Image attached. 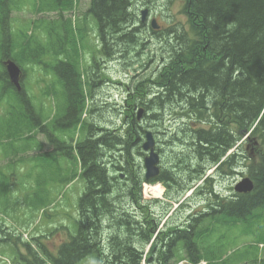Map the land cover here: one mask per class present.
<instances>
[{
	"label": "trees",
	"instance_id": "obj_1",
	"mask_svg": "<svg viewBox=\"0 0 264 264\" xmlns=\"http://www.w3.org/2000/svg\"><path fill=\"white\" fill-rule=\"evenodd\" d=\"M133 1L88 0L102 55L113 57L120 46L137 48L141 72L122 107L106 109V125L93 116L97 60L84 79L75 56L79 29L62 18L74 0H31L34 13L58 17L40 21L43 42L24 29L12 30L9 2L0 0V201L7 202L26 152L42 149V136L51 152L37 156L34 166L46 161L50 171L40 176L56 177L36 180V202L27 199L29 204L50 206L49 183H57L61 194L73 180L84 182L76 228L56 256L47 255L50 264L86 258L92 264H264V0H177L186 21L157 32L161 42L152 57L144 54L145 24L135 27L139 11L131 9ZM164 1L167 9L176 0ZM7 60L23 73L20 91L8 79ZM153 60L157 68H146L143 61ZM30 67L52 81L50 90H40L51 103L49 114L24 88ZM136 109L142 110L140 119ZM146 125L159 153L168 148L178 172L170 175L162 154L160 175L145 180L140 144ZM156 129L167 136L157 137ZM55 155L66 162L61 172L60 164L53 167ZM242 176L253 182L250 193L230 187L231 179ZM156 182L165 187L164 200L143 199L142 185ZM0 232L9 241L10 234L2 227Z\"/></svg>",
	"mask_w": 264,
	"mask_h": 264
},
{
	"label": "rangeland",
	"instance_id": "obj_2",
	"mask_svg": "<svg viewBox=\"0 0 264 264\" xmlns=\"http://www.w3.org/2000/svg\"><path fill=\"white\" fill-rule=\"evenodd\" d=\"M12 1L15 4H12L10 7L11 13L9 23L11 27L13 29H18L17 31H23L22 29L26 30V32L29 31V37H33L34 39L43 42V27L41 26L42 22L40 21H49L54 18H58L57 15H55L54 13H34L31 7V0H8L9 3H12ZM164 2V0H135V2L133 3L132 10L141 11L143 9H146L147 6L145 4H148L147 9H150L151 11L150 19H154L158 23V25L161 27V31L170 27V25L175 26V24L178 22L182 23L186 21L184 15L182 14V3L180 1L176 0L171 3H167V9L163 6V4H165ZM88 3V0H74L72 10L64 12L62 18L64 20L70 19L72 23V28L77 27L79 29V31L77 30V33L80 32L81 42L75 44V56L78 55V68L79 71L82 73L84 79H86L87 67H90L92 65V57H96L98 73H95V76L100 80V82L98 84H95L93 91H91V98L95 99V104H97V108L94 109L93 116H95L96 119H100L102 123L108 124V117H110L111 111L108 112L107 110L109 108H118L119 105H121L122 107L123 100H126L128 97L126 93V87H128L133 81V77L134 79H137V73L134 72L135 70H138V55L137 49H135V51L133 52H127L129 50L126 48V46L118 47V51H120L121 53L113 56L115 58V68L112 69V71H109L108 74L106 73V71H108L106 68H111L109 62H111L113 58H110V56L101 57V60L98 58L97 51L100 49V44L95 34V25L93 23L94 20L90 18L86 12L88 8ZM137 17L139 19V13ZM139 21L140 20L136 21L137 25H135V27L141 24ZM30 22L35 23L33 30H30ZM147 28L148 27H144V29L141 28V32L142 34H144L145 37L143 41L146 43L145 47L149 46V49L145 50L144 54L146 53L147 57H152V54L154 52H157V43L161 42V38H157V34L151 35L148 30L149 28ZM76 35V37H79V33ZM43 37L45 38V36ZM148 37H150V39ZM115 50H117L116 47ZM122 54L124 56H122ZM127 54H131V57H129ZM130 60L134 61L131 63ZM42 61L50 62V57L44 56ZM143 62L145 63V67L148 69L157 68V65L154 60L149 63H146V61ZM137 72L141 73L140 71ZM25 73L26 76L24 79H22V81H24V88L31 94V97L34 99L33 101L36 104H46L44 108L45 111L49 114L51 112V103L47 99V97H44L45 94L43 95L40 90L44 88L45 90H50L52 81H48L50 78L45 75H42L37 67L25 68ZM125 75H127V77H125ZM133 82L131 84H133ZM84 87L87 97V107L89 108L91 99L88 96L89 89L86 84H84ZM133 97L135 98V96ZM133 111L137 114V109ZM2 113L3 111L1 110L0 116L2 115ZM113 115L116 116L117 113H113ZM172 118L173 117L170 116L169 118H167V121L171 120ZM156 123H159V121H155V124ZM167 125L171 126L170 124ZM122 126L123 123L121 122V127ZM148 127L149 125H146L145 130L153 132V130L148 129ZM165 127L167 126L165 125ZM162 130L156 129L154 133L160 135H157V137H161L163 139V137L167 136V133ZM42 140L43 138L41 136H38L37 141L43 144L41 152L48 151L49 147H47ZM144 143L145 141H143L142 139V142L140 144V152L143 154V157L141 158L142 166L143 159L145 158V152L142 150ZM160 150L162 154H164V164L166 165V169L169 171L170 175L178 172V167L175 166V164L171 160V157L169 156L168 148ZM34 155V152H28L24 155V158L26 157V160H29L31 156ZM58 161L60 160L58 159ZM29 163L30 162H27L24 165H19L20 171L18 173V179H21L23 175L30 170L31 165ZM46 163V161L39 162L37 171L29 173V175L31 176L29 182H33V180L36 179H55L56 175L43 174L40 176L41 171H50V165ZM67 163L68 168H72L70 162L67 161ZM0 165H3V163L0 162ZM53 167H56V164ZM63 168H65V164H63V161L61 160L58 170L61 172ZM53 174H55L54 170ZM186 177L187 175H185V179L187 180ZM244 177L247 176L236 177V179H231L230 187L232 188L235 182L239 181L241 178ZM23 181L25 182L27 181V179L24 178ZM54 186L55 184H52L50 188H53ZM83 189L84 182L79 179V181L70 184L68 188L63 191L62 197L58 198V200H56L52 206L44 209L42 212L41 210H38L35 207L27 204V199H29L33 203L36 202V197L38 195L37 191L27 192V190L23 189L18 182H14L9 189L10 194L8 196L7 202L0 204V223H4V226L6 228H2L4 230L6 229L5 231H12V233L17 234V237H11L9 239L10 243H4V241H0V264H28L27 261L32 262L36 258H40L44 260L46 264H50L47 263L48 259L46 257L45 259H43L45 251H49L52 255H55L58 251L59 245L65 240V235L63 234V231H61L59 228L60 225H65L64 230L66 234L70 233L71 231H74V229L76 228V204ZM161 189L162 191L164 190V188L162 187ZM56 190L58 189L56 188ZM228 190V187H226L225 191ZM145 193H147V195L142 194L145 200H152L153 198H158L153 196L150 190ZM54 196L57 195L55 194ZM241 241L242 243L244 242L243 240ZM39 250L41 251L40 254L38 253ZM28 255L33 257L32 261L29 260ZM78 264H92V260L86 258Z\"/></svg>",
	"mask_w": 264,
	"mask_h": 264
},
{
	"label": "water",
	"instance_id": "obj_3",
	"mask_svg": "<svg viewBox=\"0 0 264 264\" xmlns=\"http://www.w3.org/2000/svg\"><path fill=\"white\" fill-rule=\"evenodd\" d=\"M142 17L141 19L144 20L146 11H142L141 13ZM152 28L156 29L155 21H152ZM6 66V71L9 77L10 82L14 85V87L19 91V75L20 71L17 66H15L14 63L8 61L4 64ZM142 149L144 151L148 152V155L144 158L143 160V166L145 170V179H153L158 175V168H157V163H158V157L157 154L154 153L153 151V140L151 138L150 133L146 134V142L144 143ZM253 189L252 182L245 178L238 182L234 186V191L236 193H249Z\"/></svg>",
	"mask_w": 264,
	"mask_h": 264
},
{
	"label": "bare ground",
	"instance_id": "obj_4",
	"mask_svg": "<svg viewBox=\"0 0 264 264\" xmlns=\"http://www.w3.org/2000/svg\"><path fill=\"white\" fill-rule=\"evenodd\" d=\"M143 1V0H142ZM150 1V0H149ZM155 1V0H154ZM189 1V0H188ZM159 2V1H158ZM173 2V1H172ZM151 3V2H150ZM183 3V2H182ZM194 3V2H193ZM195 4V3H194ZM133 5V4H132ZM146 5H148V4H146ZM128 6V5H127ZM127 6H126V8H127ZM163 7V6H162ZM146 8H148V7H146ZM131 9H132V7H131ZM126 10V9H125ZM125 13V12H124ZM129 13V12H128ZM188 23V22H187ZM135 24V23H134ZM139 26V25H138ZM171 26V25H170ZM140 27H142V26H140ZM140 27H139V30H140ZM192 27V26H191ZM142 29H144V27L142 28ZM141 29V30H142ZM168 29V28H167ZM166 29V30H167ZM134 30V29H133ZM145 31V30H144ZM143 31V32H144ZM164 31V30H163ZM175 31V30H174ZM118 32V31H117ZM132 33H133V31H132ZM141 35V34H140ZM165 35V34H164ZM121 36V35H120ZM160 38V37H159ZM169 38V37H168ZM155 39V38H154ZM157 40V39H156ZM158 41V40H157ZM163 41V40H162ZM186 41V40H185ZM108 48H110V46L108 47ZM115 48V47H114ZM172 48V47H171ZM137 49V48H136ZM122 50V49H121ZM108 51V50H107ZM111 52L113 51V50H110ZM125 51H126V49H125ZM133 51H135V50H133ZM132 51V52H133ZM128 52V51H127ZM126 52V53H127ZM115 53H117V51L116 52H114V54ZM121 53V52H120ZM160 53V52H159ZM109 54V53H108ZM111 54V53H110ZM132 54V53H131ZM112 55V54H111ZM126 55V54H125ZM163 55V54H162ZM115 56V55H114ZM122 56H124L123 54H122ZM176 56V55H175ZM112 57V56H111ZM117 57V56H116ZM121 57V56H120ZM135 57V56H134ZM137 57V56H136ZM176 57H178V55L176 56ZM168 60V59H167ZM23 74V73H22ZM160 134V133H159ZM162 134V133H161ZM156 135H158V134H156ZM158 136H160V135H158ZM22 143V142H21ZM17 145V144H16ZM16 149V148H15ZM19 149V148H18ZM176 149V148H175ZM24 151V150H23ZM27 153V152H26ZM171 153V152H170ZM162 155V154H161ZM172 185V184H171ZM144 189H145V192H148L149 190L152 192V195L153 196H155V197H160V195H161V192H162V190H161V188H159L158 186H150V188H148V187H144ZM149 189V190H148ZM173 189V188H172ZM181 192V191H180ZM233 256V255H232ZM233 260V259H232ZM241 260V259H240ZM234 262V261H233ZM238 263V262H237Z\"/></svg>",
	"mask_w": 264,
	"mask_h": 264
}]
</instances>
